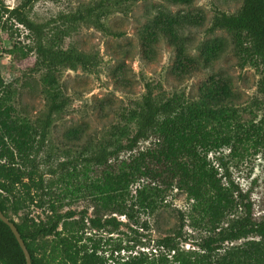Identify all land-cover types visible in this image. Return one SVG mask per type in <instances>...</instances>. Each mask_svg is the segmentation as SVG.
I'll return each instance as SVG.
<instances>
[{
    "label": "trees",
    "instance_id": "trees-1",
    "mask_svg": "<svg viewBox=\"0 0 264 264\" xmlns=\"http://www.w3.org/2000/svg\"><path fill=\"white\" fill-rule=\"evenodd\" d=\"M34 1L20 0L10 9L0 1V20L4 17L0 28L5 31L6 21L14 20L32 35V43L26 51L35 55L33 68L42 72L41 82L47 100L43 119L31 123L21 118L9 103L13 89H9L11 85L5 84L0 74V210L17 227L30 253L31 264L113 262L112 255L104 257L99 253L93 239L86 234L85 211L75 219V210L60 213L55 203L50 202L47 219L34 220L29 216V204L36 200L37 206L43 207V198L52 192L53 184L61 186L59 196L76 200L92 195L105 208L127 218L132 217L131 208L126 205L129 198L133 205L152 208L157 199L162 200L163 192L168 188L184 191L194 201L190 224L193 228L204 226L208 233L198 247L202 252L195 256L178 252L175 238L180 233L177 232L174 237L157 238L153 254L139 253L116 264H264V214L255 215L248 193L242 192L227 178L223 157H216L217 166L207 159L210 151L230 146L235 152L236 144L252 138L248 130L240 134L234 129L232 122L237 112L222 102L229 92L218 82L210 83L196 101H188L180 95L163 98L162 94L156 93L159 86L145 83L140 100L120 111L118 121L111 126L106 139L96 146L85 145L77 151L78 155L60 161L56 166H49L44 171L39 169L37 158L45 146L53 117L68 105V98L63 96L59 85V72L63 67L85 66L88 60L59 45L67 29L54 25L45 30L46 23L28 17ZM176 1L189 4L192 0ZM91 15L100 16L98 11L94 13L87 8L83 12L61 13L56 21L69 28ZM156 20L154 24L160 21ZM169 21L164 20L169 26L176 22ZM212 28L232 33L237 56L261 72L258 87L264 91V0H242L235 12H217ZM188 62L191 60L181 58L177 68L187 71ZM253 132L258 133V128ZM259 140L258 137L255 142ZM144 142L148 145L140 148L139 143ZM123 152L128 156L120 158ZM113 161L117 164H112ZM94 168L102 170L101 175L81 179ZM218 169L223 173L219 174ZM45 173L53 175L52 179L45 181ZM142 178L148 180L146 185L136 189L134 197H129L130 185ZM152 182L155 183L151 185ZM240 205L244 207L242 215L234 216L233 212ZM13 216H19L18 220ZM87 221L90 228L105 225L117 228L121 224L114 216L101 220L94 215ZM59 225L61 230L58 231ZM249 236L257 239L247 241L243 248L231 246L218 253L224 242ZM170 252H173L171 259L168 257ZM0 264H26L14 234L1 220Z\"/></svg>",
    "mask_w": 264,
    "mask_h": 264
},
{
    "label": "rangeland",
    "instance_id": "rangeland-1",
    "mask_svg": "<svg viewBox=\"0 0 264 264\" xmlns=\"http://www.w3.org/2000/svg\"><path fill=\"white\" fill-rule=\"evenodd\" d=\"M0 1L10 9L20 0ZM241 3L242 0H192L189 4L176 0H35L28 17L46 23L45 30L54 25L67 29L59 45L88 60L85 66L63 67L59 72V85L63 96L68 98V105L53 117L45 146L37 158L39 169L44 171L56 166L78 155L77 151L85 145L96 146L106 139L120 111L140 100L145 83L159 86L156 93L163 98L180 95L188 101H196L210 83L218 82L229 92L222 102L237 112L232 122L234 129L240 134L248 130L252 138L236 144L235 152L230 146L210 151L207 159L217 166L216 157H223L226 177L248 193L255 215L264 214V91L258 87L261 72L237 56L232 33L212 28L217 12H235ZM87 8L94 13L98 11L100 16H88L69 28L56 21L61 13L83 12ZM155 20L160 21L154 24ZM164 20L176 22L169 26ZM0 21H4V17ZM5 25V31L0 28V74L4 83L11 85L9 89H13L9 103L21 118L36 123L46 115L47 100L42 72L33 68L35 55L26 51L32 43V35L14 20H7ZM10 49L12 53L8 52ZM183 57L191 60L187 71L177 68L178 60ZM255 128L258 133L253 132ZM258 137L260 140L255 142ZM147 145L148 142L139 143L140 148ZM127 156L128 153L123 152L120 158ZM78 164L80 169L81 164ZM218 170L219 174L223 173ZM101 172L94 168L81 179H93ZM52 177L44 175L45 181ZM147 181L142 178L131 184L129 197H134L136 189ZM53 185V193L43 198V207L37 206L36 200L29 204V216L34 220L47 219L50 202L55 203L60 213L75 210V219L85 211L86 234L93 239L99 253L104 257L112 255L111 264L139 253L153 254L157 238L174 237L177 232L180 233L175 238L178 252L185 256L202 252L198 247L208 233L204 226H191L194 201L184 191L175 187L166 189L162 200L157 199L152 208L133 205L129 198L126 205L131 208L132 217L127 218L105 208L92 195L76 200L59 196L61 186ZM243 211L240 205L233 215H242ZM94 215L101 220L114 216L121 224L117 228L111 225L90 228L87 220ZM13 218L18 220L19 216ZM57 230H61V225ZM252 239L257 238L249 236L224 242L218 253L231 246L243 248ZM117 247L121 248L116 250ZM172 254H168L169 259Z\"/></svg>",
    "mask_w": 264,
    "mask_h": 264
},
{
    "label": "water",
    "instance_id": "water-1",
    "mask_svg": "<svg viewBox=\"0 0 264 264\" xmlns=\"http://www.w3.org/2000/svg\"><path fill=\"white\" fill-rule=\"evenodd\" d=\"M0 220L2 222H4L5 224H7L9 226L10 230L12 231V233L14 234L19 246L21 247V249L23 251L26 264H31L30 253L27 250L26 245H25L23 239L21 238V235H20L19 231L17 230V227L15 226L13 221L9 220V218L7 216H5L1 210H0Z\"/></svg>",
    "mask_w": 264,
    "mask_h": 264
}]
</instances>
